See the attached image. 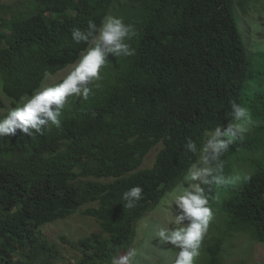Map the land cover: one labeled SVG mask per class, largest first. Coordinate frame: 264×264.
<instances>
[{"label":"trees","instance_id":"1","mask_svg":"<svg viewBox=\"0 0 264 264\" xmlns=\"http://www.w3.org/2000/svg\"><path fill=\"white\" fill-rule=\"evenodd\" d=\"M258 1L0 2V90L11 107L37 92L46 76L77 62L90 40L74 42L73 28L99 26L115 8L137 32L130 41L136 54H110L89 98L68 99L59 129L0 137V264H113L132 246L138 220L188 174L205 133L234 123L233 100L254 123L241 121L247 130H234L236 141L220 157L234 182L202 185L213 231L196 264H224L221 245L234 234L264 243V55L246 52L235 15ZM250 79L260 88L245 95ZM189 139L196 153L187 150ZM157 145L151 167L141 169ZM246 175L251 179L244 182ZM134 186L144 189L143 199L128 208L122 196ZM82 206L101 232L75 242L61 238L80 253L71 263L40 228Z\"/></svg>","mask_w":264,"mask_h":264},{"label":"clouds","instance_id":"2","mask_svg":"<svg viewBox=\"0 0 264 264\" xmlns=\"http://www.w3.org/2000/svg\"><path fill=\"white\" fill-rule=\"evenodd\" d=\"M115 13H117L115 8L109 9L99 26L95 22L89 21L86 30L73 28L71 35L74 42L79 44L90 40L86 49L80 53L83 56L80 58L79 55V62H75L76 66L62 82L42 90L39 87V91L36 90L37 92L28 98L22 106L12 109L6 117L0 119V137L13 135L17 129L30 136L42 135L50 126L59 129L62 110L68 98L71 96L82 97L84 100L89 98V94L92 92L89 85L103 79L101 69L105 66L110 54L114 57H132L136 54V49L130 43L137 35L134 25L125 23L123 18L116 16ZM95 87L98 88L99 84H95ZM230 105L229 115L233 118L234 123L225 127L217 126L213 132L205 133V138H207V134L210 136L205 146L203 144L202 151L207 153L206 160L214 163L215 166L190 172L186 178L200 181V183L193 184L190 190H184L174 196L177 206L175 222L178 225L186 226L178 227L175 230L161 228L158 232V236L162 240L177 247L178 251L174 256L173 264H196L197 258L201 255V244L214 216L211 204L209 206V193L202 185L234 182L231 177H226L223 174L224 164L220 157L236 141L237 136L234 130H247L240 122L253 124L254 121L248 108L235 100L231 101ZM186 148L193 153L197 151V145L191 139L188 140ZM240 179V177L235 178V180ZM250 179L251 176L248 175L243 177L244 182ZM143 192L144 189L141 186H134L125 191L122 196L126 201L125 206L135 207L143 199ZM185 221L187 223H184ZM129 259V255L120 256L118 261H114V264H128Z\"/></svg>","mask_w":264,"mask_h":264},{"label":"rangeland","instance_id":"3","mask_svg":"<svg viewBox=\"0 0 264 264\" xmlns=\"http://www.w3.org/2000/svg\"><path fill=\"white\" fill-rule=\"evenodd\" d=\"M0 2L2 4L13 5L16 2L19 3L20 0H0ZM235 15L237 27L241 34L246 52L254 55H264V30L261 27L262 23H264V0H259L258 3L254 4L250 11L246 14H242L239 10H235ZM259 17L262 20H258ZM82 56L83 54L80 55V58ZM78 62L79 60L77 63ZM77 63L66 67L64 70L56 73L53 76H46L40 86V90L62 82L68 73L74 69ZM259 88V83L257 84L250 79L249 82L246 83L245 95H248V93L255 90L257 91ZM0 97L4 103V107L0 109V119L6 117L12 109L22 106V104L28 99L25 97L20 100L16 107H11L8 103V99L3 96L1 90ZM72 97L75 96H71L69 98ZM206 136L207 138L205 140L204 146L207 143L210 134H207ZM159 150L160 145L154 147L148 153V155H146L140 168H150ZM206 156L207 153L201 151L196 163L188 172V174L190 172H196L207 168L208 160H206ZM239 167L242 171L243 166L239 165ZM188 174L175 189L165 195L159 201V203L153 207L151 212L147 213L138 220L133 244L124 254L130 256L128 264H173L174 256L178 251L177 247L172 245L170 242H165L162 240L158 236V232L161 228L175 230L178 227L186 226L178 225L175 222L177 206L175 205L174 196L176 194L182 193L184 190H190L193 184L200 183V181H192L187 179L186 177ZM237 175L238 173L236 176ZM235 182L240 183V180H235ZM212 206H220V203H213ZM84 209L85 206H82L74 214L67 217L66 219L46 224L40 228L42 236H44L46 240L54 246V250L64 260H68L71 263H73L74 260L80 256V253L75 248L63 243L61 238L68 242H75L77 239L88 236L92 233L101 232L99 224L93 218L82 214ZM184 223H187V221ZM212 228L213 224L211 220L207 232L210 233L213 231ZM209 235L210 234H207L204 238H208ZM203 247L204 243L202 241L201 248ZM220 250V256L224 264H264V243H256L250 240L246 235L234 234L224 238V242L221 245Z\"/></svg>","mask_w":264,"mask_h":264}]
</instances>
